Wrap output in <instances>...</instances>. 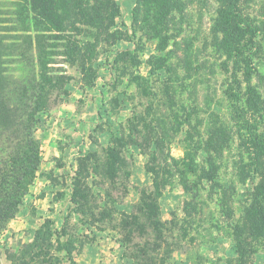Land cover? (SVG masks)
<instances>
[{"label":"rangeland","instance_id":"374dc122","mask_svg":"<svg viewBox=\"0 0 264 264\" xmlns=\"http://www.w3.org/2000/svg\"><path fill=\"white\" fill-rule=\"evenodd\" d=\"M114 1L120 10L110 27L112 37L83 26L76 34L70 32L82 59L85 55L89 58L84 65L66 62L64 38L49 37L51 33L42 38L45 51L50 52L46 55L48 70L67 81L49 90L46 107L36 115L34 134L40 141L39 165L13 217L0 230V264H66L59 248L63 243L72 250L77 264H137L125 255L127 249L118 233L120 226H115L121 218L116 210L130 212L138 201V189L151 183V174L144 168L147 155L124 142L125 161L127 150L132 158L128 191L120 178L122 184L107 192L92 187L93 194L99 195H88L86 207L97 213L94 204L106 200L110 213L101 222L94 223L73 211L68 198L71 179L78 168L77 159L106 147L113 136H126L128 121L140 124L136 119L141 115L145 121H152L170 114V110L182 116L189 112L190 124H200L197 130L204 140L212 123L221 125L226 137L218 154L208 155L199 149L184 161L182 126L167 130L165 139L170 154L182 174L173 171L171 185L158 199L166 243L153 256L160 264H238L234 234L240 231L246 249L243 264H264V239L240 229L258 177L249 164L251 128L242 121L243 88L247 83L240 74L241 89L233 83V63L225 60L211 32L216 9L223 6L224 0H178L179 5L165 16L164 12L156 16L153 0ZM21 2L0 0V38L6 49L13 51L3 56V66L16 81L30 79L29 69H37L35 32L23 29L26 27L20 23L17 4ZM239 8L257 30L253 66L262 75L264 0H247ZM28 36L30 48L26 43ZM89 43L94 44L93 51L86 54ZM120 52L125 54L118 56ZM167 82L175 101L171 108L162 92L163 83ZM250 85L264 88V82L255 79ZM248 113L249 124L255 123L258 132L264 131V112ZM99 153L103 155V151ZM187 162L195 171L183 167ZM204 171L210 172L209 179H201ZM41 179L49 185L44 191H39ZM91 180L92 174L89 185ZM58 192L67 194L59 196ZM45 193V199L38 200ZM113 206L116 210L111 211ZM45 219L51 220V228L62 231L64 236L54 235L49 249L31 251L25 244L33 240Z\"/></svg>","mask_w":264,"mask_h":264},{"label":"trees","instance_id":"16d2710c","mask_svg":"<svg viewBox=\"0 0 264 264\" xmlns=\"http://www.w3.org/2000/svg\"><path fill=\"white\" fill-rule=\"evenodd\" d=\"M90 1L94 4L91 5ZM246 1L224 0L223 6L216 9L211 32L217 46L224 53L225 60L233 63L231 70L233 83L241 89L239 74L247 83L243 88L242 121L251 128L248 148L249 164L258 180L252 186L251 202L246 208L244 222L240 229H245L250 235L264 239V131L258 132L255 123L249 124L248 118L250 119L251 116L246 117L249 110L264 112V88L259 90L255 85H250L253 79L263 83L264 74L261 75L253 66L255 57L253 49L256 48L257 30L240 14L239 5ZM152 3L155 5L153 7L156 16L163 12L165 16L170 9L179 5L178 0H153ZM17 5L20 23L22 27H26L23 29L31 28L35 32L33 38L37 69L34 66L29 69L30 79L26 77L18 81L13 80L7 74L8 69L3 66L5 59L3 56L10 55L13 51L6 49L0 38V230L13 217L28 185L35 178L40 152V141L34 134L36 115L46 107L49 90L58 88L63 81L62 76L52 74L47 68L46 55L50 52L45 51L42 38H47L50 33L52 36L49 37L64 38L66 62L69 65L81 63L82 66L89 58L87 59L85 55L82 59L83 54L75 43L76 40L70 39L73 37L70 32L75 31L74 34H76V30L83 26L96 30L97 34L112 37L113 32L110 31V27L114 25L120 10L114 0H22ZM155 19L161 20L159 17ZM94 37L96 40V36ZM26 43L30 48L32 44L30 36ZM92 46L91 43L88 44L86 54L92 53ZM123 54L125 53L120 52L118 56ZM129 55L130 52L127 51V56ZM163 86L162 92L166 96L167 106L171 108L175 102L172 92L168 91V82L163 83ZM213 114L215 115V112ZM189 116L187 111L182 116L170 110L168 115L162 114L152 118V121H145L141 115L136 119L140 124L128 121L126 136H113L106 147L87 152L77 159L78 168L71 179L69 202L74 205L75 213L81 216L86 215L97 223L103 221L110 213L106 200L100 205L94 204L93 208L97 210V213L86 207L88 195L90 197L99 195V192L93 194V188L99 187L107 192L108 188H118L117 186L122 184L120 179L124 180L127 191L130 186L132 158L127 150V162L125 161L126 151L123 143L125 142L127 147L134 145L142 154L147 155L144 168L151 174V183L138 189V201L130 212L116 210L114 206L111 209L121 215L115 226L118 228L120 226L118 233L120 242L127 249L125 255L133 258L137 264H160V260L157 262L158 258L153 255L166 243L164 240L166 230L161 219L158 199L171 185L173 171L182 174V169L178 167L176 159L170 154L169 144L165 139L167 130H174L177 125L182 126L181 141L185 144L183 146L184 161L189 160V155L199 149L214 156L218 154L219 146L224 143L226 134L221 125L212 123L206 129L207 139L204 140L197 130L200 124L196 123L192 126ZM169 124L170 127H168ZM99 151H103V155ZM209 165L212 164L209 162ZM183 167L190 172L195 171L189 162L184 163ZM209 173L204 171L201 179H209ZM90 174H92L91 185L88 184ZM106 183L108 187H105ZM180 184L185 190H189L185 183ZM64 194L67 193L58 192L59 196ZM106 195L109 196L107 193ZM51 225V220L45 219L35 231L33 240L25 244V247L31 251L41 248L49 249L54 235L64 236L62 231L51 228ZM237 228L235 227V230ZM239 233L240 231H236L234 239L237 244L238 264H243L246 249ZM59 248L63 251L61 258L66 264H77L72 250L66 243Z\"/></svg>","mask_w":264,"mask_h":264},{"label":"crops","instance_id":"0c3cea01","mask_svg":"<svg viewBox=\"0 0 264 264\" xmlns=\"http://www.w3.org/2000/svg\"><path fill=\"white\" fill-rule=\"evenodd\" d=\"M41 180H43V185H42V187L39 188V191H44V190L48 189L49 185H48L47 180H44V179H41ZM46 195H48V193H45V195H43L42 197H39L38 200L45 199ZM127 260H130V259H127ZM127 263L130 264L131 262L128 261Z\"/></svg>","mask_w":264,"mask_h":264}]
</instances>
